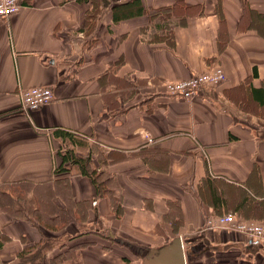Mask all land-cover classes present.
Here are the masks:
<instances>
[{"label":"crops","instance_id":"crops-1","mask_svg":"<svg viewBox=\"0 0 264 264\" xmlns=\"http://www.w3.org/2000/svg\"><path fill=\"white\" fill-rule=\"evenodd\" d=\"M128 1L24 0L0 19V264L37 248L40 264H147L174 237L184 264H264V243L204 227L264 224V0H182L184 21L159 10L176 0ZM215 65L221 83L166 93ZM31 86L53 97L24 112ZM55 128L86 140L109 195L54 175Z\"/></svg>","mask_w":264,"mask_h":264},{"label":"built area","instance_id":"built-area-1","mask_svg":"<svg viewBox=\"0 0 264 264\" xmlns=\"http://www.w3.org/2000/svg\"><path fill=\"white\" fill-rule=\"evenodd\" d=\"M24 5V0H0V19L16 13ZM220 65L211 69L193 74L188 79L167 81L166 93L173 96L192 99L199 93L203 86H214L221 83L225 78ZM20 107L24 112L36 109L52 100L53 93L47 86H31L22 89L20 94ZM205 228H224L232 232L244 234L251 243H264V224L249 220H240L233 214H222L214 219L206 220Z\"/></svg>","mask_w":264,"mask_h":264},{"label":"trees","instance_id":"trees-1","mask_svg":"<svg viewBox=\"0 0 264 264\" xmlns=\"http://www.w3.org/2000/svg\"><path fill=\"white\" fill-rule=\"evenodd\" d=\"M139 0H130L127 3H124V9L123 10H131L133 7H137ZM191 8V5L183 2L182 0H176L174 1V4L160 8V11H165L166 13L172 15L173 17L179 18V20L184 21L185 17L188 16L189 9ZM134 13V10H131ZM141 12L140 7H137V10H135V14H139ZM127 15L129 16L130 14ZM114 17V16H113ZM115 19V17H114ZM54 137L58 138L60 140V150L58 151V154L61 158V163L54 167V175L59 174H68L73 173L78 175L86 176L90 179L91 183L93 184V187L95 188L96 195H100L101 197L104 195H109L110 191L107 189L106 185V177H104L101 173L103 171H97L96 168L92 167L90 160V154L84 153L80 154L76 151V149H80L85 146L86 140L76 134L74 131L64 128H55L53 130ZM113 202V201H112ZM119 204L116 202H113V212L118 214L119 212ZM1 247V243H0ZM41 248H37L34 253L31 252L28 254V256H25V259L32 260L31 264H40V260L42 256H40L41 251H39ZM31 251V250H30ZM38 251V252H37ZM72 260L67 261L68 264H82L78 259L77 255L72 252L70 255ZM69 256V257H70ZM64 260V259H63ZM62 260V261H63ZM51 264H58L61 262L60 258H52L50 259Z\"/></svg>","mask_w":264,"mask_h":264},{"label":"water","instance_id":"water-1","mask_svg":"<svg viewBox=\"0 0 264 264\" xmlns=\"http://www.w3.org/2000/svg\"><path fill=\"white\" fill-rule=\"evenodd\" d=\"M183 251L179 237H174L172 241L161 248L156 253L151 254L143 262L147 264H184Z\"/></svg>","mask_w":264,"mask_h":264},{"label":"rangeland","instance_id":"rangeland-1","mask_svg":"<svg viewBox=\"0 0 264 264\" xmlns=\"http://www.w3.org/2000/svg\"><path fill=\"white\" fill-rule=\"evenodd\" d=\"M81 154V153H80ZM82 155H83V153H82ZM84 156H85V154H84ZM90 162H91V164H92V166H93V161H91V159L89 160ZM95 161V160H94ZM116 203V202H115ZM71 260H72V258H71V256L69 257Z\"/></svg>","mask_w":264,"mask_h":264}]
</instances>
